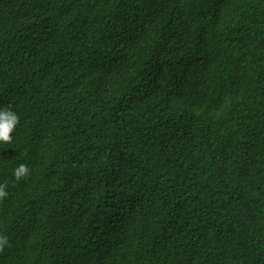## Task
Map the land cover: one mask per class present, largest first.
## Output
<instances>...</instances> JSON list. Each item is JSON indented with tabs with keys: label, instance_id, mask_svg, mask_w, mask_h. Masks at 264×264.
<instances>
[{
	"label": "trees",
	"instance_id": "1",
	"mask_svg": "<svg viewBox=\"0 0 264 264\" xmlns=\"http://www.w3.org/2000/svg\"><path fill=\"white\" fill-rule=\"evenodd\" d=\"M214 7L0 0V108L19 116L2 255L87 264L100 238L92 264H264V0ZM187 57L192 82L172 76ZM77 212L108 225L80 232Z\"/></svg>",
	"mask_w": 264,
	"mask_h": 264
},
{
	"label": "clouds",
	"instance_id": "2",
	"mask_svg": "<svg viewBox=\"0 0 264 264\" xmlns=\"http://www.w3.org/2000/svg\"><path fill=\"white\" fill-rule=\"evenodd\" d=\"M214 3L215 7L211 14L217 13L229 0H210ZM186 39H181L186 43V48L189 47L190 43L192 42L188 37H184ZM184 63H182L181 69H176L172 72V76L178 74L179 78L185 82H192L194 77L199 73L200 67L199 65L193 60L192 57L185 58ZM136 75L139 78H143L147 83L146 92L144 94L139 95L140 102L146 103V108L144 112L149 113L152 116H157L156 110L152 107L149 103L146 102L144 95L147 93L148 88L156 87L158 84V76L151 73L150 79H147L146 76L142 75L138 71ZM19 123V116L10 110V108H0V142L9 144L12 142V133L14 132L16 126ZM30 174L29 168L25 164L19 165L14 170L13 180L17 184H25L27 182L26 177ZM29 182V181H28ZM43 185H40L42 188ZM7 184H0V200H3L7 197L8 193L6 191ZM78 217L81 219V229L80 232L86 233L88 235H99L97 232L100 230L102 226L108 225L104 218L100 215H93L84 212H77ZM118 233L116 232L112 237V244L115 243V239H117ZM9 244L8 238L6 236L0 235V261L8 262L7 264H25L23 261H19L9 257V255H2V252L5 251L4 247ZM100 244V238L93 246L91 253L87 258V264H92L96 258V253L98 250V246ZM6 256V257H4ZM0 263V264H2ZM62 264H68V261H63Z\"/></svg>",
	"mask_w": 264,
	"mask_h": 264
}]
</instances>
